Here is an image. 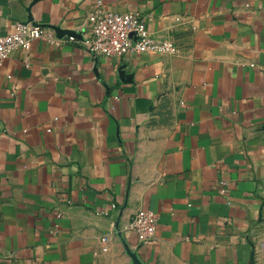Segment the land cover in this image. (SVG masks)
Here are the masks:
<instances>
[{"label":"crops","instance_id":"0c3cea01","mask_svg":"<svg viewBox=\"0 0 264 264\" xmlns=\"http://www.w3.org/2000/svg\"><path fill=\"white\" fill-rule=\"evenodd\" d=\"M101 12L175 54L64 42ZM17 23L44 35L0 70V264H264V0H0Z\"/></svg>","mask_w":264,"mask_h":264},{"label":"built area","instance_id":"2783aa9c","mask_svg":"<svg viewBox=\"0 0 264 264\" xmlns=\"http://www.w3.org/2000/svg\"><path fill=\"white\" fill-rule=\"evenodd\" d=\"M44 29L32 23H17L7 34L0 33V70L3 63L17 50L26 48L35 39L42 38ZM69 45H77L94 58L120 57L127 53L173 55L176 48L168 39H157L147 29L140 14L101 12L90 30L64 38ZM158 215L152 210H139L130 222L141 243H152L156 234Z\"/></svg>","mask_w":264,"mask_h":264}]
</instances>
